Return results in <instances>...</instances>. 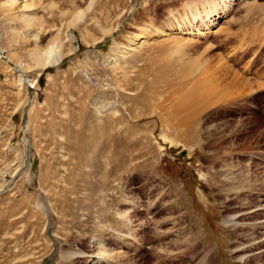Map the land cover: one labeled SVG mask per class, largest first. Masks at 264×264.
I'll use <instances>...</instances> for the list:
<instances>
[{
  "label": "rangeland",
  "instance_id": "1",
  "mask_svg": "<svg viewBox=\"0 0 264 264\" xmlns=\"http://www.w3.org/2000/svg\"><path fill=\"white\" fill-rule=\"evenodd\" d=\"M19 1L0 0V264H264V0L193 38L164 27L189 0Z\"/></svg>",
  "mask_w": 264,
  "mask_h": 264
},
{
  "label": "bare ground",
  "instance_id": "2",
  "mask_svg": "<svg viewBox=\"0 0 264 264\" xmlns=\"http://www.w3.org/2000/svg\"><path fill=\"white\" fill-rule=\"evenodd\" d=\"M197 1L195 2L193 0H189V1L185 2V5H183V7H181L182 8L181 13L177 14L178 11H176V14H177L176 17H175L176 14L173 15V13L171 12L173 10L170 9L168 12L169 13L168 16H165V17H167V18H165L167 20L164 23V27L167 26L168 30H174V31L176 30V32L179 33V34L177 33L178 35L182 36L185 34V35H187L186 36L187 38H193V36L196 37L197 35H202V33H204L203 31L205 29H209L210 26L214 22H216V18L220 16L219 11H220L221 5H224L226 8V5L229 4V2L226 5L224 3L225 1H228V0H197ZM7 2H8V6H12V4H14L15 2L18 3L20 1L19 0H7ZM224 6H222L221 9L224 8ZM228 6L229 5H227V7ZM175 20H177V21H175ZM182 37H185V36H182ZM173 38H175V37H173ZM175 39H178L177 43H179V42L181 43V41H184V43H185V41H186V39H179L177 37ZM60 46H62V45H60ZM1 49L2 48L0 47V53H2L4 51L3 49H2L3 51ZM33 52H34V55L32 56L33 61L36 62V64L37 63L41 64L42 66L46 65L47 63L51 64L52 62L53 63H57V61L59 62L58 59L62 55V51H61L60 47H58V45L51 43V42L47 43L46 46L43 48H40V49L37 48ZM1 55L4 57L5 53H3ZM4 58H6L10 64L14 65L13 67L16 68V70L19 72L20 76H22V79L24 81H27V79H29V78H27V76H25V73H24L25 70L21 67L20 64L13 62L10 58H8V56H6ZM242 86H244V85H242ZM225 89H227V88H225Z\"/></svg>",
  "mask_w": 264,
  "mask_h": 264
}]
</instances>
